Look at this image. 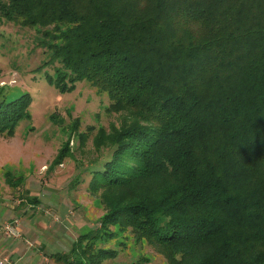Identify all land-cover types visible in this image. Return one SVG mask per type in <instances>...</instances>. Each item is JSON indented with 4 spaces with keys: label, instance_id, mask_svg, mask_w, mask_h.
Instances as JSON below:
<instances>
[{
    "label": "trees",
    "instance_id": "obj_1",
    "mask_svg": "<svg viewBox=\"0 0 264 264\" xmlns=\"http://www.w3.org/2000/svg\"><path fill=\"white\" fill-rule=\"evenodd\" d=\"M0 18L39 31L61 91L87 79L121 119L84 169L101 225L52 258L103 264L132 240L167 264H264V0H0ZM31 104L0 96V136Z\"/></svg>",
    "mask_w": 264,
    "mask_h": 264
},
{
    "label": "rangeland",
    "instance_id": "obj_2",
    "mask_svg": "<svg viewBox=\"0 0 264 264\" xmlns=\"http://www.w3.org/2000/svg\"><path fill=\"white\" fill-rule=\"evenodd\" d=\"M39 36L34 27L0 18V96L24 91L32 96L31 118L20 121L14 135L0 136V196L4 195L6 184L9 212L23 214L21 203L30 192L19 182L8 183L7 170L24 176L22 182L37 190L48 192L54 187L64 196L60 195L59 200L66 195L75 225L68 226L58 218L54 227L58 226L66 238L69 235L77 239L83 228L101 225L104 208L91 193V176L84 169L107 153L106 148L111 145L107 137L121 125V119L118 114L106 111L110 103L108 94L98 91L87 79L67 91H61L48 80L47 73L53 72V67L48 63L47 48L38 43ZM66 142L73 153L55 163L54 158ZM100 142L105 144L99 145ZM119 242L120 239H115L108 244L116 246ZM139 252L150 256L149 264H167L165 256L151 245L134 244L132 240H128V247L117 257L103 264H128ZM50 264L64 263L54 258Z\"/></svg>",
    "mask_w": 264,
    "mask_h": 264
},
{
    "label": "crops",
    "instance_id": "obj_3",
    "mask_svg": "<svg viewBox=\"0 0 264 264\" xmlns=\"http://www.w3.org/2000/svg\"><path fill=\"white\" fill-rule=\"evenodd\" d=\"M21 184V187L30 192L21 203L22 215L9 212L6 184L4 195L0 196V260L9 257L16 264H50L54 259L52 254L70 250L76 240L68 234L66 238V234L58 226L54 227L58 218H62L68 226H75L66 195L65 199L59 200L61 194L54 187L43 192L27 183ZM1 185L0 180V188ZM9 224H12L11 228H7ZM88 229L83 228L80 233Z\"/></svg>",
    "mask_w": 264,
    "mask_h": 264
},
{
    "label": "built area",
    "instance_id": "obj_4",
    "mask_svg": "<svg viewBox=\"0 0 264 264\" xmlns=\"http://www.w3.org/2000/svg\"><path fill=\"white\" fill-rule=\"evenodd\" d=\"M12 224H9L7 228H11ZM0 264H16L15 261H13L11 258L6 257L3 260H0Z\"/></svg>",
    "mask_w": 264,
    "mask_h": 264
}]
</instances>
